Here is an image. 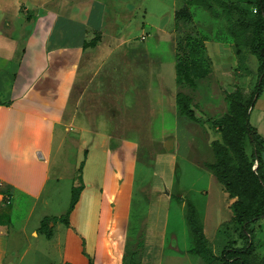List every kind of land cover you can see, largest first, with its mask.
<instances>
[{
  "label": "crops",
  "instance_id": "obj_1",
  "mask_svg": "<svg viewBox=\"0 0 264 264\" xmlns=\"http://www.w3.org/2000/svg\"><path fill=\"white\" fill-rule=\"evenodd\" d=\"M137 8L133 0H0V264H123L139 140L109 129L150 137L153 121L142 50L131 66L117 30ZM131 76L140 93L128 92ZM71 140L85 154V185L70 224L58 222L64 239L57 224L49 239L42 220L63 215L52 170Z\"/></svg>",
  "mask_w": 264,
  "mask_h": 264
},
{
  "label": "rangeland",
  "instance_id": "obj_2",
  "mask_svg": "<svg viewBox=\"0 0 264 264\" xmlns=\"http://www.w3.org/2000/svg\"><path fill=\"white\" fill-rule=\"evenodd\" d=\"M133 1L138 7L136 13L127 16L126 26L121 25L117 30L120 37L128 40L125 53L131 66L140 53L136 49L142 50L144 83L145 78L151 77L152 86L150 91L142 90L140 83L131 76L127 88L132 94L134 91L140 93V90L149 94L153 103V121L150 137L145 136L146 129L142 134L125 128L109 129L139 140L127 250L137 252V259L142 253V264H221L219 260L207 263L200 256L189 253L193 236L185 217V203L178 201L176 196L190 199L196 205L205 226L208 245L216 255L220 256L223 248L235 239L241 244L231 221L228 195L206 165L216 160L212 143L221 140L220 121L229 112L227 94L239 86L246 97L251 96L258 80V60L246 45L241 46V53L237 52L229 22L224 14L216 16L214 13L220 12L219 8L209 11L191 5L194 17L189 23L175 19L176 10L185 4L182 0ZM110 36L108 46L115 42L113 33ZM189 36L207 43L206 72L194 87L178 85L176 73L177 42L183 41L179 52L185 57L188 50L184 45ZM221 45L225 47V57L220 54ZM179 92L191 96V107L197 120L178 113ZM250 121L259 126L264 137V92L253 106ZM208 128L212 131L213 141ZM71 136L78 137L76 129ZM169 140L174 141L171 150L165 147ZM132 154L128 148L129 170L132 169ZM84 159L85 154L79 153L73 140L57 157L52 170V174L60 179L55 212L66 213L72 188L81 182L85 185V174L83 176V170L79 169ZM65 228L62 223L56 225L57 235L62 239ZM255 228L253 241L258 254L264 257V218L256 223ZM51 259L54 262L61 259L58 251ZM43 262L51 264L46 260Z\"/></svg>",
  "mask_w": 264,
  "mask_h": 264
},
{
  "label": "trees",
  "instance_id": "obj_3",
  "mask_svg": "<svg viewBox=\"0 0 264 264\" xmlns=\"http://www.w3.org/2000/svg\"><path fill=\"white\" fill-rule=\"evenodd\" d=\"M191 5L209 11L220 9V12L214 13L216 16L224 14L229 22V31L236 39L237 52L241 53V46L246 45L256 56L258 80L249 98L239 86L227 94L230 102L229 112L220 121L221 140L212 143L216 160L206 165L228 195L231 221L241 244L235 239L223 248L220 256L216 255L208 245L205 226L196 205L190 199L176 196L178 201L185 203V217L193 236V247L189 249V253L200 256L207 263L219 260L221 264H264V257L258 254L253 241L255 225L264 218V137L250 121L253 106L264 92V0H187L184 6L175 12L177 22L193 21ZM100 38L101 35L96 34L85 47L96 45ZM182 43L181 40L177 42L175 54L177 83L194 87L206 72L204 63L207 62V47L205 40L189 36L184 45L188 55L182 57L179 52ZM191 104L190 95L183 92L177 94L178 113L191 120H197ZM79 180H82L81 176ZM83 188V182L72 188L66 213L59 217H45L41 222L40 233L51 239L58 222L70 224V214ZM136 253L129 252L126 247L123 264H142V253L140 259H137ZM89 264H94L92 258Z\"/></svg>",
  "mask_w": 264,
  "mask_h": 264
},
{
  "label": "water",
  "instance_id": "obj_4",
  "mask_svg": "<svg viewBox=\"0 0 264 264\" xmlns=\"http://www.w3.org/2000/svg\"><path fill=\"white\" fill-rule=\"evenodd\" d=\"M208 130H209V133H210V136H211V141H213L214 140V137H213V135H212V131L208 128ZM165 147H166V149H168V150H171L172 148H173V141H171V140H169L166 144H165ZM40 157H42V154L41 153H39L38 154Z\"/></svg>",
  "mask_w": 264,
  "mask_h": 264
}]
</instances>
